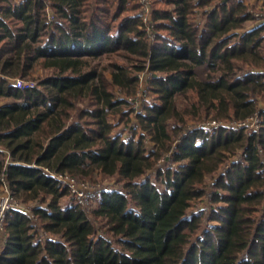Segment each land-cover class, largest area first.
<instances>
[{"label":"trees","instance_id":"1","mask_svg":"<svg viewBox=\"0 0 264 264\" xmlns=\"http://www.w3.org/2000/svg\"><path fill=\"white\" fill-rule=\"evenodd\" d=\"M259 1L152 0L147 25L140 0H0V185L35 203L7 213L0 264H264ZM144 73L155 97L126 139ZM57 174L120 186L88 210Z\"/></svg>","mask_w":264,"mask_h":264},{"label":"built area","instance_id":"2","mask_svg":"<svg viewBox=\"0 0 264 264\" xmlns=\"http://www.w3.org/2000/svg\"><path fill=\"white\" fill-rule=\"evenodd\" d=\"M141 2V16L143 17V20L147 25L150 23V14L152 11V2L151 0H140ZM49 19L53 21L55 19V16L53 12L49 9ZM145 74V73H144ZM140 75V80L142 75ZM149 75L148 73H146ZM145 74V75H146ZM16 87L20 89H25L28 86L32 87L34 84H28L25 83L21 79L15 80ZM140 93V92H139ZM139 96V94H138ZM138 96L136 98H138ZM130 102H133L134 98L129 99ZM204 127L209 128H216V127H224V128H243L248 127L252 130H259L260 128V119L258 116L253 117L247 121L244 122H236V123H228L224 121H217V120H208ZM55 177L65 184L68 188L69 194L71 197L76 199L80 204L87 205L89 199L93 194L97 191H95V187L93 188L90 183L80 181L78 178L73 177L69 174H57ZM11 209H21L20 205L17 201V198L14 194V192L11 190L9 183L6 179V176L3 175L1 179V185H0V253L2 251V245H3V238L5 236V230H6V219H7V213ZM22 210V209H21Z\"/></svg>","mask_w":264,"mask_h":264},{"label":"rangeland","instance_id":"3","mask_svg":"<svg viewBox=\"0 0 264 264\" xmlns=\"http://www.w3.org/2000/svg\"><path fill=\"white\" fill-rule=\"evenodd\" d=\"M152 2V0H151ZM247 3L248 4H252L254 5V8L256 12H260V8L262 6V2L259 1V0H247ZM252 25V24H250ZM112 61H118L120 63H124V61L119 58V57H115L114 55H109V56H103L101 57L99 60H97L96 63L99 64V67H106L108 68V65L112 62ZM46 73L48 72H44L42 69H38L36 70L35 72V77H38V76H43V75H46ZM109 74V72H107V75ZM109 76V75H108ZM148 78H150V75H142L141 79L140 80V93L138 98H134L133 102H130L131 103V106H130V109H132V113L130 115V125H127V123H125L126 120H123L122 121V124L120 126H118L116 128V132H122L123 133V136L124 138H131L132 136V132L130 130V127L132 126H137V118H136V114L137 113H143V107L145 105V103L149 102V101H152L154 100V97L155 95L152 94L151 92L148 91ZM25 83H28V84H31V83H36V82H25ZM115 92L116 94L119 96L120 92L119 90H117L115 88ZM130 101V100H129ZM264 107V105H263ZM117 119V118H116ZM118 119H121V118H118ZM208 121V120H207ZM194 122H190V124H193ZM125 126L127 127V129L124 131L123 129L125 128ZM136 139H137V136H136ZM147 147L148 149H152V144L147 142ZM163 163V162H162ZM161 163V164H162ZM151 174V173H150ZM150 176V175H149ZM215 181V180H214ZM88 183H90V185L95 189L99 190L100 188H118L120 186V183L118 182V179L117 177H108V176H99V177H95L92 181H88ZM211 191V190H210ZM96 197V192L93 194V196H91V198L89 199L87 205H84L85 208H87L88 210L92 209L94 207V198ZM210 198L207 197L206 199L202 200V201H199V202H196L195 203V210H205L206 213H208V208L210 207ZM63 203L64 204H67L69 203L70 201L72 202L73 201V197H71L69 194L68 196L64 197L63 198ZM19 205H20V208L25 211V212H30V209L35 205V203H29V204H21V202H19ZM207 215V214H206Z\"/></svg>","mask_w":264,"mask_h":264},{"label":"crops","instance_id":"4","mask_svg":"<svg viewBox=\"0 0 264 264\" xmlns=\"http://www.w3.org/2000/svg\"><path fill=\"white\" fill-rule=\"evenodd\" d=\"M17 2L21 1V0H16Z\"/></svg>","mask_w":264,"mask_h":264}]
</instances>
